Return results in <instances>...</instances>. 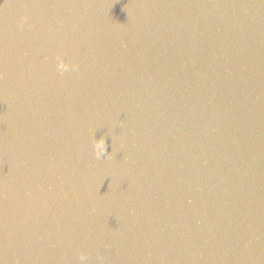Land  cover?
<instances>
[{"label":"water","instance_id":"obj_1","mask_svg":"<svg viewBox=\"0 0 264 264\" xmlns=\"http://www.w3.org/2000/svg\"><path fill=\"white\" fill-rule=\"evenodd\" d=\"M82 253L264 264V0H0V264Z\"/></svg>","mask_w":264,"mask_h":264},{"label":"clouds","instance_id":"obj_2","mask_svg":"<svg viewBox=\"0 0 264 264\" xmlns=\"http://www.w3.org/2000/svg\"><path fill=\"white\" fill-rule=\"evenodd\" d=\"M70 68V65L65 63L63 59H60L57 65V69L60 72H64ZM94 151L97 158L104 157L109 154L105 139H99L94 141ZM88 259L86 254H81L80 260L82 264Z\"/></svg>","mask_w":264,"mask_h":264}]
</instances>
